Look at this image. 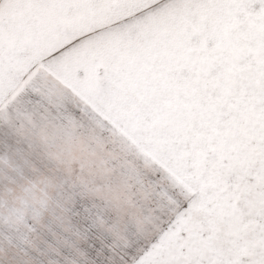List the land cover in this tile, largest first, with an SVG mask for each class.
<instances>
[{
    "label": "snow or ice",
    "instance_id": "6c2138e0",
    "mask_svg": "<svg viewBox=\"0 0 264 264\" xmlns=\"http://www.w3.org/2000/svg\"><path fill=\"white\" fill-rule=\"evenodd\" d=\"M0 264H264V0H0Z\"/></svg>",
    "mask_w": 264,
    "mask_h": 264
}]
</instances>
